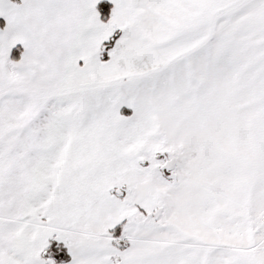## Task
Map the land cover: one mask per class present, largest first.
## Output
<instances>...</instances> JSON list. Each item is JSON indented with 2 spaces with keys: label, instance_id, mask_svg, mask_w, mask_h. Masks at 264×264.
Here are the masks:
<instances>
[{
  "label": "snow or ice",
  "instance_id": "snow-or-ice-1",
  "mask_svg": "<svg viewBox=\"0 0 264 264\" xmlns=\"http://www.w3.org/2000/svg\"><path fill=\"white\" fill-rule=\"evenodd\" d=\"M0 264H264V0H0Z\"/></svg>",
  "mask_w": 264,
  "mask_h": 264
},
{
  "label": "crops",
  "instance_id": "crops-1",
  "mask_svg": "<svg viewBox=\"0 0 264 264\" xmlns=\"http://www.w3.org/2000/svg\"><path fill=\"white\" fill-rule=\"evenodd\" d=\"M126 111H129V110H126Z\"/></svg>",
  "mask_w": 264,
  "mask_h": 264
},
{
  "label": "trees",
  "instance_id": "trees-1",
  "mask_svg": "<svg viewBox=\"0 0 264 264\" xmlns=\"http://www.w3.org/2000/svg\"><path fill=\"white\" fill-rule=\"evenodd\" d=\"M124 111H126V110H124Z\"/></svg>",
  "mask_w": 264,
  "mask_h": 264
},
{
  "label": "rangeland",
  "instance_id": "rangeland-1",
  "mask_svg": "<svg viewBox=\"0 0 264 264\" xmlns=\"http://www.w3.org/2000/svg\"><path fill=\"white\" fill-rule=\"evenodd\" d=\"M130 111V110H129Z\"/></svg>",
  "mask_w": 264,
  "mask_h": 264
}]
</instances>
